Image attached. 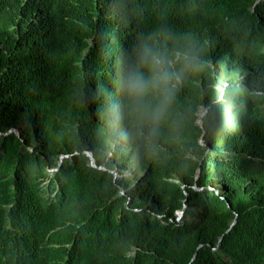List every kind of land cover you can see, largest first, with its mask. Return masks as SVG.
Wrapping results in <instances>:
<instances>
[{
	"label": "trees",
	"instance_id": "obj_1",
	"mask_svg": "<svg viewBox=\"0 0 264 264\" xmlns=\"http://www.w3.org/2000/svg\"><path fill=\"white\" fill-rule=\"evenodd\" d=\"M150 34L203 68L121 147L104 95ZM0 264H264V0H0Z\"/></svg>",
	"mask_w": 264,
	"mask_h": 264
},
{
	"label": "clouds",
	"instance_id": "obj_2",
	"mask_svg": "<svg viewBox=\"0 0 264 264\" xmlns=\"http://www.w3.org/2000/svg\"><path fill=\"white\" fill-rule=\"evenodd\" d=\"M168 39L142 36L116 60L113 91L105 93L101 115L109 139L121 147L153 149L183 80L203 68L194 48L169 47Z\"/></svg>",
	"mask_w": 264,
	"mask_h": 264
},
{
	"label": "rangeland",
	"instance_id": "obj_3",
	"mask_svg": "<svg viewBox=\"0 0 264 264\" xmlns=\"http://www.w3.org/2000/svg\"><path fill=\"white\" fill-rule=\"evenodd\" d=\"M88 155V153H87ZM104 155L106 156V160L104 163V166L102 167V169H107L109 170L111 173H113L116 177H121V176H128L129 173H121L120 170L117 168L116 165L110 163V153H104ZM92 160V159H91ZM95 160V159H94ZM93 162V161H92ZM93 165L95 166V162L93 163ZM181 213H178V217L180 219Z\"/></svg>",
	"mask_w": 264,
	"mask_h": 264
},
{
	"label": "water",
	"instance_id": "obj_4",
	"mask_svg": "<svg viewBox=\"0 0 264 264\" xmlns=\"http://www.w3.org/2000/svg\"><path fill=\"white\" fill-rule=\"evenodd\" d=\"M205 114H203L202 116H204ZM200 123L202 124V120H200ZM88 156L92 159V161H93V163L95 162V160H94V157H93V155L90 153V152H88ZM94 166V165H93Z\"/></svg>",
	"mask_w": 264,
	"mask_h": 264
}]
</instances>
